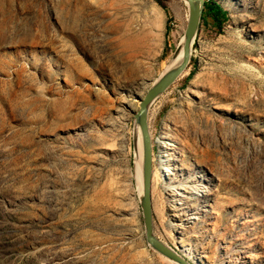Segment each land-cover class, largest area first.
I'll list each match as a JSON object with an SVG mask.
<instances>
[{
	"label": "rangeland",
	"instance_id": "374dc122",
	"mask_svg": "<svg viewBox=\"0 0 264 264\" xmlns=\"http://www.w3.org/2000/svg\"><path fill=\"white\" fill-rule=\"evenodd\" d=\"M212 1L226 19L201 16L150 105L153 229L194 264H264V0ZM187 16L0 0V264H171L144 239L133 112Z\"/></svg>",
	"mask_w": 264,
	"mask_h": 264
},
{
	"label": "water",
	"instance_id": "95a60500",
	"mask_svg": "<svg viewBox=\"0 0 264 264\" xmlns=\"http://www.w3.org/2000/svg\"><path fill=\"white\" fill-rule=\"evenodd\" d=\"M188 3V16L186 26L178 41L171 58V64L163 70L151 85L147 88L142 97L139 98L138 108L133 112L135 129H138L141 147V158H134L135 173L136 167L139 169V186L136 179L137 198L141 210L142 223L144 228V239L148 246L161 256L177 264H194L188 258L168 244L162 242L154 233L152 223V203H151V160L152 144L148 125L149 109L152 102L162 92L173 83L186 70L192 46L200 24L205 0H184ZM137 137H134V150L136 149Z\"/></svg>",
	"mask_w": 264,
	"mask_h": 264
},
{
	"label": "trees",
	"instance_id": "16d2710c",
	"mask_svg": "<svg viewBox=\"0 0 264 264\" xmlns=\"http://www.w3.org/2000/svg\"><path fill=\"white\" fill-rule=\"evenodd\" d=\"M210 16L217 26H220L222 21L226 19V12L212 0H205L202 18ZM191 74V73H190Z\"/></svg>",
	"mask_w": 264,
	"mask_h": 264
},
{
	"label": "bare ground",
	"instance_id": "6f19581e",
	"mask_svg": "<svg viewBox=\"0 0 264 264\" xmlns=\"http://www.w3.org/2000/svg\"><path fill=\"white\" fill-rule=\"evenodd\" d=\"M183 2H184V4L187 6V8H188V3L186 2V1H184L183 0ZM158 13V12H157ZM181 38V37H180ZM172 58V57H171ZM171 59L169 60V62L166 64V66H165V68H167L171 63ZM165 68L163 69V70H165ZM137 129V128H136ZM136 137H137V141H136V145H137V147H136V151H137V160H138V163H139V160H140V158H141V147H140V141H139V133H138V129H137V134H136ZM170 145V144H169ZM151 166H152V164H151ZM158 167V166H157ZM138 167H136V178H137V183H138V186H139V169H137ZM160 169H161V171H162V174H163V177H164V173L165 172H167V174L168 173H170V174H173V170L172 169H170V168H168V166L167 165H165L163 168H162V166H160L159 165V171H160ZM155 169H154V167H152V170H151V176L152 177H154V175H155ZM166 174V173H165ZM163 242V241H162ZM165 258V257H164ZM167 259V258H166ZM168 261H170L171 262V264H177V263H175V262H173V261H171V260H169V259H167ZM169 262V263H170ZM194 263V262H193Z\"/></svg>",
	"mask_w": 264,
	"mask_h": 264
}]
</instances>
